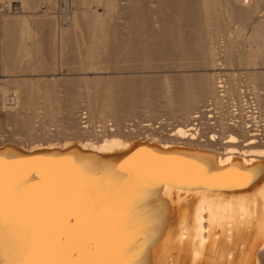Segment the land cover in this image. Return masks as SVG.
Wrapping results in <instances>:
<instances>
[{
    "label": "rangeland",
    "instance_id": "374dc122",
    "mask_svg": "<svg viewBox=\"0 0 264 264\" xmlns=\"http://www.w3.org/2000/svg\"><path fill=\"white\" fill-rule=\"evenodd\" d=\"M66 1L0 0V144L176 140L215 79L264 111V0ZM224 134L196 143L224 152Z\"/></svg>",
    "mask_w": 264,
    "mask_h": 264
},
{
    "label": "bare ground",
    "instance_id": "6f19581e",
    "mask_svg": "<svg viewBox=\"0 0 264 264\" xmlns=\"http://www.w3.org/2000/svg\"><path fill=\"white\" fill-rule=\"evenodd\" d=\"M171 135L0 144V264H261L264 146Z\"/></svg>",
    "mask_w": 264,
    "mask_h": 264
},
{
    "label": "built area",
    "instance_id": "2783aa9c",
    "mask_svg": "<svg viewBox=\"0 0 264 264\" xmlns=\"http://www.w3.org/2000/svg\"><path fill=\"white\" fill-rule=\"evenodd\" d=\"M215 97L206 98L185 125L186 137L203 140L230 131H243L254 141H264V111L253 87L239 83L231 88L227 79H215ZM151 122L141 125L142 132L153 130ZM135 126L127 129L132 131ZM170 127V126H169ZM173 126L168 133H173ZM168 134V135H169Z\"/></svg>",
    "mask_w": 264,
    "mask_h": 264
}]
</instances>
